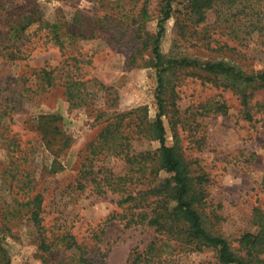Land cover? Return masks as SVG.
<instances>
[{
	"label": "rangeland",
	"instance_id": "1",
	"mask_svg": "<svg viewBox=\"0 0 264 264\" xmlns=\"http://www.w3.org/2000/svg\"><path fill=\"white\" fill-rule=\"evenodd\" d=\"M191 1L174 0L171 18L161 24L163 61L221 62L246 76L264 71V0H213L202 14L192 11ZM164 4L0 0V247L10 264H65L67 235L93 264H132L156 241L153 229L127 225L131 211L118 194L101 191L110 173L125 174L122 160L93 157L87 163L91 183L82 191L77 183L107 118L133 111L155 122L151 48ZM40 22L59 26L61 45L48 29H38ZM42 69H56L49 88ZM67 77L87 82L86 107L70 106ZM162 81L165 143L183 163L191 192L203 196L196 210L204 228L242 257L238 241L256 233L253 208L264 206V85L175 66ZM158 147L154 139L132 143L135 151ZM165 176L161 170L159 177ZM38 196L48 251L41 250L34 208L27 205ZM169 264L219 263L215 251L205 249L181 253Z\"/></svg>",
	"mask_w": 264,
	"mask_h": 264
},
{
	"label": "trees",
	"instance_id": "2",
	"mask_svg": "<svg viewBox=\"0 0 264 264\" xmlns=\"http://www.w3.org/2000/svg\"><path fill=\"white\" fill-rule=\"evenodd\" d=\"M174 0H164L161 10V20L158 31L152 39V55L155 61L158 92L156 94L158 113L154 123L145 117L136 116L135 112L116 113L105 120L106 125L98 134L97 140L91 143L90 155L82 165L77 189L82 191L91 183V168L87 164L97 155L116 157L123 161L125 174L115 175L110 173L104 178L103 189L118 194L121 197L119 204H126L130 217L127 225H142L154 230L157 239L151 243L146 251L136 253L132 264H169L174 257L181 253L202 252L212 249L216 253L219 264H264V206L253 208V224L257 226L255 234H244L239 239L240 247L245 253L238 257L233 254L228 242L220 237L211 235L203 225L202 218L196 210L203 199L202 194L191 192L189 178L183 168V163L177 156L174 148L165 143V131L161 120L163 101L161 100L162 75L167 67L199 68L209 74H216L231 78L247 85H264V71L255 75L246 76L233 67L224 63H206L199 65L195 60L174 59L163 61L160 53V40L164 29L162 23L171 18V7ZM213 0H192L191 9L196 14H202L210 9ZM145 15V14H144ZM27 19V18H26ZM26 21V20H25ZM21 28L20 33L24 32ZM38 29H48L51 39L61 45L59 26L40 22ZM18 32V31H17ZM19 33V32H18ZM81 35V34H80ZM17 35L15 39H18ZM56 69H42L41 81L45 88H49L54 80L53 73ZM69 79V77H67ZM84 81L66 80L64 83L67 101L71 107L88 105V93ZM246 107V102H244ZM221 109H224L222 107ZM245 118L249 121L252 117L245 111ZM63 139V137H62ZM141 139L156 140L159 147L156 150L135 151L132 143ZM67 142L69 139L64 138ZM47 144V142H46ZM61 144V142H60ZM60 144L57 150L60 149ZM48 145H53L48 142ZM68 144H64V146ZM164 171L166 176L159 177V172ZM264 185V176L262 179ZM32 204L31 220L38 235L41 237V250L48 251L50 243L43 239V229L40 226L41 199L34 197L27 202ZM71 251L65 264H93L84 257L81 247L77 245L70 235L62 238ZM0 264H10V259L5 250L0 247Z\"/></svg>",
	"mask_w": 264,
	"mask_h": 264
}]
</instances>
